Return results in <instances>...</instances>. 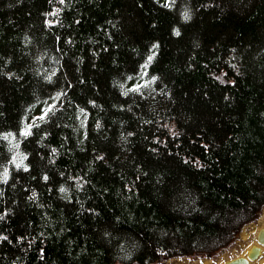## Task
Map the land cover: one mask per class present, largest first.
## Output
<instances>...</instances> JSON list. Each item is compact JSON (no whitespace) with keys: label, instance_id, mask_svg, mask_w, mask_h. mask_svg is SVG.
<instances>
[{"label":"trees","instance_id":"1","mask_svg":"<svg viewBox=\"0 0 264 264\" xmlns=\"http://www.w3.org/2000/svg\"><path fill=\"white\" fill-rule=\"evenodd\" d=\"M263 205L264 0H0V264L215 258Z\"/></svg>","mask_w":264,"mask_h":264},{"label":"rangeland","instance_id":"2","mask_svg":"<svg viewBox=\"0 0 264 264\" xmlns=\"http://www.w3.org/2000/svg\"><path fill=\"white\" fill-rule=\"evenodd\" d=\"M263 208V209H262ZM264 225V205L260 208L259 214L253 218L251 221L243 224L241 229L239 230V235H236V239L233 241V244L230 248L220 253L215 258L208 257H199L193 258L190 256H172L170 258L164 259L161 262H156L155 264H203L205 262L204 259H209L214 262L219 260H227L228 258L238 256L246 252V249L249 245L256 240V231L257 229ZM238 234V233H237ZM264 251L258 258L257 262L253 264H264ZM203 260V261H202ZM115 264H123L121 262H116Z\"/></svg>","mask_w":264,"mask_h":264},{"label":"water","instance_id":"3","mask_svg":"<svg viewBox=\"0 0 264 264\" xmlns=\"http://www.w3.org/2000/svg\"><path fill=\"white\" fill-rule=\"evenodd\" d=\"M264 232V228L260 229L258 235H257V242L260 244H264V239L262 238L261 233ZM240 232H238L237 235H239ZM258 243L257 245L255 243H252L250 247L246 250V256L249 257L251 260H254L256 256H258L259 248H258ZM244 256H237L233 257L229 260H226L224 262H221V264H249L248 258ZM257 258V257H256ZM255 258V259H256Z\"/></svg>","mask_w":264,"mask_h":264},{"label":"bare ground","instance_id":"4","mask_svg":"<svg viewBox=\"0 0 264 264\" xmlns=\"http://www.w3.org/2000/svg\"><path fill=\"white\" fill-rule=\"evenodd\" d=\"M263 209V208H262ZM262 228H264V225H262V226H260L258 229H257V231H256V234H258V231L260 230V229H262ZM261 235H262V238L264 239V232H262L261 233ZM256 236V235H255ZM255 241V240H254ZM254 243V242H253ZM257 241H255V244L257 245ZM259 245H258V248H259V252H258V256L260 257V255L263 253V251H264V245L263 244H260V243H258ZM241 256H244V257H247L246 256V252H244L243 254H240ZM264 256V255H263ZM257 257V256H256ZM255 257V258H256ZM259 257H257V259L256 260H251L249 257H247L248 258V261H249V264H253V263H255V262H257V260H258V258ZM254 258V259H255ZM230 258H228L227 260H229ZM205 260V262L203 263V264H221V262H224V261H226L225 259L224 260H219V261H217V262H214V261H212V260H209V259H204Z\"/></svg>","mask_w":264,"mask_h":264},{"label":"snow or ice","instance_id":"5","mask_svg":"<svg viewBox=\"0 0 264 264\" xmlns=\"http://www.w3.org/2000/svg\"><path fill=\"white\" fill-rule=\"evenodd\" d=\"M63 2V0H61V3ZM188 18V15H187V13H185V19H187ZM176 34L177 35H179V32L177 31L176 32ZM155 47V46H154ZM152 59V57H149V61ZM153 79H155V78H153ZM136 90H138V88L136 89ZM30 133L26 130L24 133H23V135H29ZM21 163H22V161H21ZM20 165H17V167H19ZM26 170V169H25ZM7 172L5 171L4 172V174H3V179L4 180H7ZM45 179H47V177H45ZM61 191H63V189H61ZM3 217H0V219H2ZM0 239H7L6 237H0Z\"/></svg>","mask_w":264,"mask_h":264}]
</instances>
